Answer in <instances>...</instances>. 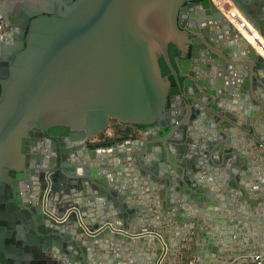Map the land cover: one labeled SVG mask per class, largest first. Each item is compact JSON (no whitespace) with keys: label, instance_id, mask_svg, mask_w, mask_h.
<instances>
[{"label":"water","instance_id":"95a60500","mask_svg":"<svg viewBox=\"0 0 264 264\" xmlns=\"http://www.w3.org/2000/svg\"><path fill=\"white\" fill-rule=\"evenodd\" d=\"M185 1L0 0V264L264 262L227 218L264 210V45ZM231 2L264 41V0ZM111 118L142 136L88 146Z\"/></svg>","mask_w":264,"mask_h":264},{"label":"crops","instance_id":"0c3cea01","mask_svg":"<svg viewBox=\"0 0 264 264\" xmlns=\"http://www.w3.org/2000/svg\"><path fill=\"white\" fill-rule=\"evenodd\" d=\"M17 7L20 8L19 5ZM229 9H231V8H229ZM229 9H227V11H224V12L227 14ZM106 134L107 135L105 137L96 136V137H92L91 138V142H93V143H96V142L97 143H101V144L97 145L95 148L107 149V148H109V147H111V146H113L115 144H119V143L122 142V141L116 142V143H114L112 145H109V146L108 145H104L102 143L110 140L111 139L110 137H112V135H114L112 129H110V128H109V130H108V132ZM140 136H142L141 133L138 134V135H135L133 138L140 137ZM129 139H132V138H129ZM215 185H216V183L213 184V186H215ZM215 215L216 216L220 215L221 218H220V222H218V223H215V224H213L212 222L209 223L210 227L212 229L219 228L221 230L222 228H228V227H230V225H232V223L229 222L228 219L231 220V219H233V217L234 218L236 217L237 221H239L241 223H244L246 225V228L250 229V230H247L245 232L246 235H253L255 230H257L259 232H263V234H264V210H259L258 211L256 209V214L253 213L251 215V217H249L247 215H239V216H232L231 215V216L227 217L228 218L227 220L224 219V216H225L224 213L223 214H215ZM245 219H249V223H246ZM151 225H153V224H151ZM156 225H158L157 221L154 223L153 226H156ZM230 238H234V237H232V235H231ZM258 238H260V236H258ZM218 239H219L218 237L214 238V240H218ZM241 239H242V237L239 238V241H241ZM157 245H158V242L157 241L154 242L153 240L145 241L144 242V246L130 245V247H128L127 253L123 254L124 258L127 260L125 262V264H146L148 262V257L155 255V252L157 250ZM186 247H189V246L187 245ZM231 248L232 247H230V249ZM180 254H182L180 249H177V251L175 252L174 257L172 259L173 262L176 261L177 257H180ZM140 259H141V261H140ZM193 264H250V262L245 261L244 263H225L223 260H219L217 257H215V258H209L208 262H203V260H200L198 263L194 262ZM260 264H264V262L261 261Z\"/></svg>","mask_w":264,"mask_h":264},{"label":"rangeland","instance_id":"374dc122","mask_svg":"<svg viewBox=\"0 0 264 264\" xmlns=\"http://www.w3.org/2000/svg\"><path fill=\"white\" fill-rule=\"evenodd\" d=\"M214 3L218 6L220 10H223V11L229 8H231L232 10H237L233 5H229L226 2H224V0H215ZM127 125L129 124H121V123H118L114 118L113 119L111 118V120L103 128V130L92 137H96V136L105 137L107 135L106 133L108 132L109 128L112 129L114 133V135L110 137L111 139L116 138V137H124V135L126 134L125 131L127 130L129 131L128 133L129 137L135 136L141 133V131H139V129L136 128L135 126H131V125L127 126ZM90 143H93V142H90Z\"/></svg>","mask_w":264,"mask_h":264},{"label":"built area","instance_id":"2783aa9c","mask_svg":"<svg viewBox=\"0 0 264 264\" xmlns=\"http://www.w3.org/2000/svg\"><path fill=\"white\" fill-rule=\"evenodd\" d=\"M227 16L237 26L239 30H241L245 35H247V37L251 41H253V43H255L254 38H257L262 44L264 43L263 40L260 39L261 37L258 35L257 30H255L251 26V24H249V22L241 15V13L238 10L229 9ZM257 258L258 256L255 257V259ZM260 263L261 262H258L257 264H260Z\"/></svg>","mask_w":264,"mask_h":264},{"label":"flooded vegetation","instance_id":"af4514ba","mask_svg":"<svg viewBox=\"0 0 264 264\" xmlns=\"http://www.w3.org/2000/svg\"><path fill=\"white\" fill-rule=\"evenodd\" d=\"M213 1V3L215 2V0H211ZM239 1V0H237ZM200 3L202 2L201 0H186L182 5H181V8L179 9L178 11V20L180 21H185V22H189L191 20V17L189 16L190 15V12L188 11V6L189 5H192L194 3ZM224 2H226L227 4L229 5H233V3L231 2V0H224ZM234 6V5H233ZM235 7V6H234ZM236 8V7H235ZM237 9V8H236ZM199 10H202L201 7H198V8H195V11H199ZM189 37H192L191 35H189ZM179 54H180V51H179ZM178 54V55H179ZM166 77L169 79L170 83L173 85L175 82H174V78L171 74H167L165 75V79ZM113 119V118H112ZM111 119H109L110 121ZM116 120V119H115ZM145 128V126H144ZM144 128L142 129H139V131H142ZM91 142V141H90ZM90 142L87 143V145L89 146L90 145Z\"/></svg>","mask_w":264,"mask_h":264},{"label":"trees","instance_id":"16d2710c","mask_svg":"<svg viewBox=\"0 0 264 264\" xmlns=\"http://www.w3.org/2000/svg\"><path fill=\"white\" fill-rule=\"evenodd\" d=\"M127 126H130V125H127ZM131 126H135L136 128H138V129H142V128H144V126L145 125H131ZM125 135H124V137H116V138H113V139H111V140H108V141H106V142H103L102 144H104V145H112V144H114V143H116V142H120V141H123V140H125V139H129V138H133L134 136H131V137H129L128 136V133H129V131L127 130V131H125ZM99 144H101V143H90V145L89 146H91V147H96L97 145H99Z\"/></svg>","mask_w":264,"mask_h":264},{"label":"bare ground","instance_id":"6f19581e","mask_svg":"<svg viewBox=\"0 0 264 264\" xmlns=\"http://www.w3.org/2000/svg\"><path fill=\"white\" fill-rule=\"evenodd\" d=\"M261 39V38H260ZM264 44V43H263ZM262 52V51H261Z\"/></svg>","mask_w":264,"mask_h":264}]
</instances>
